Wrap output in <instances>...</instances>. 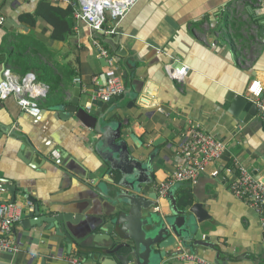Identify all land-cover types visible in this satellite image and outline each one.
<instances>
[{
  "label": "crops",
  "instance_id": "0c3cea01",
  "mask_svg": "<svg viewBox=\"0 0 264 264\" xmlns=\"http://www.w3.org/2000/svg\"><path fill=\"white\" fill-rule=\"evenodd\" d=\"M40 1L0 0L4 23L11 19L24 27L0 26L7 69L18 78L34 73L37 82L49 88L38 103L36 117L24 113L12 97L0 100V179L7 180L1 185L16 186L15 203L22 212L31 211L26 204L32 201L75 215L86 209L78 227L88 234L101 225L96 214L101 208L107 213L111 205L93 197L89 186L107 185L110 176L93 147L91 130L59 112L67 111L75 84L82 85L80 105L86 108L114 74L125 90L109 116L121 125L136 161L148 164L151 158L148 177L154 175V188L186 163L181 147L189 127L197 126L225 145L221 158L206 167L195 183L171 190L177 203L185 194L193 203H203L210 220L200 230L220 250V264H264L261 217L228 189L236 164L264 181V123L257 115L241 123L228 112L234 95L248 97L246 89L252 81L264 83V0H140L116 34H94L73 20V31L64 41L53 40L50 26L42 20L33 26L20 20L22 14H33ZM94 40L114 58L112 66L102 60ZM176 59L187 67L182 84L164 71ZM17 61L25 66L15 68ZM95 111L92 105L89 112ZM2 125L20 137L7 133ZM130 133L140 139V147L129 139ZM24 136L34 151L24 146ZM53 151L59 152L58 158L52 159ZM60 156L66 159L56 165ZM30 159L35 161L33 167ZM3 198L11 201L10 193L5 190ZM159 204V212H167V196ZM12 236L20 251L0 253V264H70V257H77L80 264H102L80 255L78 247L47 230L46 224L24 229L17 223ZM187 253L192 252L185 251L175 264H197L183 260ZM192 255L213 264L216 251L199 247Z\"/></svg>",
  "mask_w": 264,
  "mask_h": 264
},
{
  "label": "water",
  "instance_id": "95a60500",
  "mask_svg": "<svg viewBox=\"0 0 264 264\" xmlns=\"http://www.w3.org/2000/svg\"><path fill=\"white\" fill-rule=\"evenodd\" d=\"M11 26L17 29L24 28L11 19L1 27L9 30ZM7 66V48L0 47V82ZM81 94L82 85L77 83L67 111L59 113L62 118L66 116L68 119H77L91 130V136L94 138L93 147L103 160L110 179L107 185L96 182L91 183L89 188L93 197L105 199L111 205V209L105 213L101 208V212L96 214L101 219V225L87 234L84 227H78L87 212L86 209L75 215L53 211L42 202L32 201L34 203L32 210L23 211L19 222L21 227L41 228L46 224L47 230H54L66 242L78 247L80 255H85L86 259L93 258L94 262L102 264L106 262L117 264L110 257H116L121 264H175L176 258L185 251L192 252L187 253L192 255L199 247L216 251L213 264H220V250L215 249L200 230L201 226L210 220V215L200 200L193 203L192 199L182 197V202L177 203L171 190L167 195L169 203L167 212H159L161 199L153 186L154 175L148 177V173L153 170L151 158L148 164L136 161L128 149L121 125L109 116L115 108V103L123 98V94L107 103L92 101L91 104L96 108L92 114L80 105ZM228 112L241 123H247L256 115V107L246 96L237 94L229 101ZM2 127L10 135L20 137L11 131V127L3 125ZM0 133L3 131L0 130ZM23 139L24 146L27 145L30 151H34L29 140L25 136ZM129 139L136 147L142 145L140 139L133 133L129 134ZM65 159L60 156L55 164L60 165ZM28 164L33 167L35 161L30 159ZM4 181L7 180L0 179V188L8 191L11 202H15L16 186L13 183L1 185ZM84 234L87 236L84 237ZM170 248L172 250L168 251Z\"/></svg>",
  "mask_w": 264,
  "mask_h": 264
},
{
  "label": "built area",
  "instance_id": "2783aa9c",
  "mask_svg": "<svg viewBox=\"0 0 264 264\" xmlns=\"http://www.w3.org/2000/svg\"><path fill=\"white\" fill-rule=\"evenodd\" d=\"M27 1V0H22ZM50 5H64L72 11V18L82 22L89 27L94 34L110 36L117 33L120 22L130 13L140 0H42ZM4 18H0V26ZM93 45L98 50L101 58L112 66L114 58L97 41ZM212 43V46H215ZM179 60H174L164 66L167 77L182 84L185 79L187 67ZM180 68H177L176 65ZM124 85L119 76L109 74L104 85L95 92L90 101L109 102L112 98L124 93ZM49 88L46 84L37 82L33 73L26 74L22 78L15 76L10 69H4L2 81L0 82V100L12 97L21 110L33 117L40 113L39 101L47 97ZM247 98L256 107V115L264 123V83L252 81L248 85ZM87 104L86 109L90 111L92 104ZM187 140L181 147V154L185 158V164L180 165L165 181L156 186L155 190L160 199L166 198L169 191L177 185L193 184L205 171L206 167L221 158L225 151V145L205 133L197 126L187 129ZM52 159L59 157L58 151L51 153ZM234 179L229 183V191L232 195L245 202L253 212L261 217V226L264 228V183L256 179L247 169L240 165H234ZM5 190L0 188V253L16 254L20 251L19 245L12 236L13 226L22 219V208L19 204L4 200ZM26 206L32 210V204L27 202ZM158 210V208H156ZM183 260L206 264V262L195 256L185 255ZM70 264H80L77 257H70Z\"/></svg>",
  "mask_w": 264,
  "mask_h": 264
},
{
  "label": "trees",
  "instance_id": "16d2710c",
  "mask_svg": "<svg viewBox=\"0 0 264 264\" xmlns=\"http://www.w3.org/2000/svg\"><path fill=\"white\" fill-rule=\"evenodd\" d=\"M20 20L31 26H33L37 20H42L45 24L50 26L52 30L51 37L55 41H64L66 37L72 33L74 27V19L72 18V11L70 9H67L64 5H50L45 1L39 2L33 14L26 13L20 15ZM33 64L35 65L36 61H33ZM22 66L25 65L20 61L14 64L15 68L20 69ZM186 192L189 193L188 190H186ZM182 197L188 199L190 195L185 194L182 195ZM181 202L182 201H180V203Z\"/></svg>",
  "mask_w": 264,
  "mask_h": 264
},
{
  "label": "rangeland",
  "instance_id": "374dc122",
  "mask_svg": "<svg viewBox=\"0 0 264 264\" xmlns=\"http://www.w3.org/2000/svg\"><path fill=\"white\" fill-rule=\"evenodd\" d=\"M30 44H31V42H30ZM31 46H32V44H31ZM41 80V79H40Z\"/></svg>",
  "mask_w": 264,
  "mask_h": 264
}]
</instances>
